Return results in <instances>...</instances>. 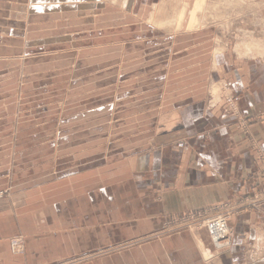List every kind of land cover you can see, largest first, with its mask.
Here are the masks:
<instances>
[{
    "label": "crops",
    "instance_id": "0c3cea01",
    "mask_svg": "<svg viewBox=\"0 0 264 264\" xmlns=\"http://www.w3.org/2000/svg\"><path fill=\"white\" fill-rule=\"evenodd\" d=\"M260 13L264 20V7ZM185 18L181 26L176 23V32L184 29ZM198 24L190 28L189 21L186 34L197 31ZM3 42L8 37L1 31L0 192L10 190L36 209L26 214L0 201V264H264L262 212L238 215L231 222L233 246L212 259L205 230L169 229L190 213L252 199L264 190V58L214 55L204 62L195 53L180 57L176 72H170L172 83L161 91L159 110L148 112V121L156 120L157 112L160 116L148 150L122 161L134 199L126 202L130 217L121 221L115 211L105 220L98 204L89 211L73 200L58 216L50 198L41 199L63 179L90 176L104 165L105 108L65 117L57 127L56 71L38 67L52 58L9 57ZM197 44L186 46L204 48ZM93 65L77 66L75 74L102 69L103 62ZM209 80L224 81L232 90L237 117L224 103L206 108ZM242 123L250 135H244ZM16 235L26 238L21 256L10 249Z\"/></svg>",
    "mask_w": 264,
    "mask_h": 264
},
{
    "label": "rangeland",
    "instance_id": "374dc122",
    "mask_svg": "<svg viewBox=\"0 0 264 264\" xmlns=\"http://www.w3.org/2000/svg\"><path fill=\"white\" fill-rule=\"evenodd\" d=\"M182 2L188 6L185 27L176 32L175 20L184 6ZM224 2L205 0V10H209L200 13L197 31L186 34L190 13L198 0H0V33L8 37V42H3V52L6 50L14 58H52L38 67L45 73L56 71L57 127L63 126L65 117L73 119L84 111L105 108V163L99 172L63 179L52 193L44 191L42 194L47 195H41V199L50 198V206L58 216L65 214L66 204L73 200L89 211L98 204L105 220L115 211L121 221H126L130 217L127 204L134 197L130 193L131 177L122 161L148 150V136L156 135L160 122L158 112L156 120L148 121V112L159 110L161 91L171 82L170 72H176L180 57L195 53V57L201 56V61L209 62L214 55L246 56L245 43L252 40L264 45V20L260 13L264 5L256 0H236V3L231 0L226 7ZM210 5L213 7L209 8ZM201 17L206 19L201 21ZM167 21L169 25L160 26ZM184 39L188 44L197 42V47L204 48H188L187 43L179 46L178 40ZM98 62H103L102 69L75 74L77 66H94ZM79 78L85 82L71 88V83ZM220 82L208 81L205 106L212 110L224 103L237 117L239 107L235 96L224 81ZM92 120L96 121L97 117ZM242 127L244 135H250L248 127L243 123ZM114 161L118 162L110 163ZM16 196L10 190L3 191L0 201L18 206L26 214L36 209L33 201L21 202ZM250 200L240 199L245 204ZM260 208L247 210L264 214V204ZM186 219L187 215L177 219L176 225L170 224L169 229L206 231L198 229L197 221ZM16 238L23 241L24 255V235L12 237L10 249ZM213 251L217 252L214 247Z\"/></svg>",
    "mask_w": 264,
    "mask_h": 264
},
{
    "label": "built area",
    "instance_id": "2783aa9c",
    "mask_svg": "<svg viewBox=\"0 0 264 264\" xmlns=\"http://www.w3.org/2000/svg\"><path fill=\"white\" fill-rule=\"evenodd\" d=\"M249 204L226 203L213 208L196 211L187 215L186 220H193L198 222V229H206L211 239L215 253H220L230 249L235 241L236 234L231 227V222L244 210L257 209L264 204V191L256 195L255 198L250 200ZM12 253L14 255H22L24 252L23 241L16 238L11 243ZM215 253L210 255L208 259L215 257Z\"/></svg>",
    "mask_w": 264,
    "mask_h": 264
},
{
    "label": "bare ground",
    "instance_id": "6f19581e",
    "mask_svg": "<svg viewBox=\"0 0 264 264\" xmlns=\"http://www.w3.org/2000/svg\"><path fill=\"white\" fill-rule=\"evenodd\" d=\"M111 1V0H110ZM184 1V0H183ZM220 1V3H222L223 1H225L224 3H225V6L227 7V5L226 4H228V2L229 1H231V0H219ZM236 0H233V3H236L235 2ZM244 1V0H243ZM238 2V1H237ZM240 2H242V1H240ZM247 2V1H246ZM246 2H243V4L244 3H246ZM111 3V2H110ZM169 3V2H168ZM176 3V2H175ZM219 3V2H218ZM223 3V4H224ZM230 3H232V2H230ZM256 3V2H255ZM242 4V5H243ZM213 5H214V3H213ZM218 5V4H217ZM221 5V4H220ZM179 5H177V7H178ZM207 7H208V5H206ZM211 6L212 5H210L209 6V8H211ZM219 6V5H218ZM217 6V7H218ZM224 6V5H223ZM235 6H237V4H235ZM240 7H243V6H241V5H239ZM185 7V9L184 10H181V12L177 15V19L175 20V23H178V26H181V24H183V21H184V18H185V14H186V5L184 6ZM213 7V6H212ZM216 6H215V8H217ZM160 8V7H159ZM168 9V8H167ZM208 8H206V10H207ZM217 9H219V8H217ZM222 9H223V7H222ZM225 9V8H224ZM227 9V8H226ZM242 9V8H241ZM156 10V9H155ZM162 10V9H161ZM190 10V9H189ZM205 0H198V4L197 5H195V7H194V9L192 10V12L190 13L191 14V19L190 20H188V21H190V28L191 27H194L195 25H197L198 23H199V16H201L205 11ZM209 10V9H208ZM211 11V10H210ZM200 13H202L201 15H200ZM209 13V12H208ZM217 13V12H216ZM211 15H212V13H211ZM189 17V18H190ZM206 19V18H205ZM204 18H202L201 17V21L202 20H205ZM204 22V21H203ZM168 23V21L167 22H163V23H161L160 24V26H166V25H169V24H167ZM157 24V23H156ZM159 24V23H158ZM207 25V24H206ZM177 26V25H176ZM175 26V27H176ZM203 26V25H202ZM170 28V27H169ZM160 29V28H159ZM164 29V28H163ZM197 29V28H196ZM187 30V29H186ZM195 30V29H194ZM246 43H248V44H246ZM245 43V55L246 56H253V55H255V54H253V53H257L258 55L260 54L261 56L262 55H264V50H263V48H264V45H261V42L260 41H257V40H252V41H250V42H246ZM264 43V42H263ZM240 46H242V45H240ZM240 46L238 47V50L240 51ZM244 49V48H243ZM243 51V50H242ZM241 52V51H240ZM243 53V52H242ZM217 54V53H216ZM263 241V240H262ZM261 242V241H260Z\"/></svg>",
    "mask_w": 264,
    "mask_h": 264
}]
</instances>
